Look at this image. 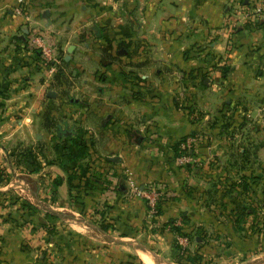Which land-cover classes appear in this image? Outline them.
<instances>
[{
    "label": "crops",
    "instance_id": "obj_1",
    "mask_svg": "<svg viewBox=\"0 0 264 264\" xmlns=\"http://www.w3.org/2000/svg\"><path fill=\"white\" fill-rule=\"evenodd\" d=\"M27 1L29 20L14 14L16 0H0V169L8 174L0 176V200L20 179L15 175L22 174L23 189L30 193L26 199L39 215L65 210L87 216L86 221L59 225L68 249L94 235L108 236L110 243L122 245V256H116L122 264H146L143 252L154 264H180L176 235L168 225L177 221L192 234L187 249L201 255V264H245L255 253L264 256V22L242 14L256 0L124 4L135 8L131 35L137 44L122 49L121 152L113 170L95 174L79 193L75 172L70 170L68 183L70 171L56 159L48 161L57 152L55 144L49 145L57 143L56 119L47 127L45 117L57 116L61 99L31 47L29 28L51 40L48 33L65 24L74 11L71 6L88 0ZM46 8L50 24L42 17ZM233 13L236 20L230 26ZM122 16L125 21L128 15ZM130 57L133 64L126 63ZM128 71L135 73L134 79L127 78ZM50 91L54 96H48ZM189 135L198 137L193 154L199 161L179 166L175 146ZM34 147L41 150L37 174L46 187L41 196L29 187L36 173L27 156L35 153ZM56 176L63 182L49 203ZM129 178L140 187L157 183L166 188L155 221H150L144 200L131 192ZM21 211L0 206V264H33L25 245L44 248L59 238L47 235L42 222L38 227L9 222V216L23 215ZM74 258L69 257L70 263Z\"/></svg>",
    "mask_w": 264,
    "mask_h": 264
},
{
    "label": "rangeland",
    "instance_id": "obj_2",
    "mask_svg": "<svg viewBox=\"0 0 264 264\" xmlns=\"http://www.w3.org/2000/svg\"><path fill=\"white\" fill-rule=\"evenodd\" d=\"M128 2L129 0H88V2L74 3L71 6L74 11L65 18V24H62L56 33L51 32L47 35L51 39L53 37L52 40L55 42L60 58V63L56 64L55 70L48 74H50V83H55L58 96L61 99V104L56 106V108L60 107L59 112L57 110V116L51 115L47 118H49V123L56 119V124H51H54L56 129L53 131L55 132L53 137L56 138L57 143L62 142L64 137L60 138L61 136L72 133L73 140L81 144L73 146V158L68 157V163L64 165L66 170L75 172L76 183L80 180V184L76 185L79 187L77 193L84 190L88 182H92L95 174L99 176L105 174L106 176L109 169L113 170L112 164L116 162L115 158L120 156L122 147V64H124L122 49L132 50L136 48L135 44H137L131 35L135 31V8L129 5L126 7L124 4ZM60 10L66 9L61 6ZM125 13L128 16L125 21H122V15ZM94 25H97L100 30L99 36L95 34ZM124 30L127 32L124 33ZM68 44L76 46L71 53L74 63L72 60L65 61L63 58L67 52V50H63V47L65 48ZM126 60L127 64L134 63L131 57ZM39 62H41L40 59ZM49 66V64L46 65L47 71ZM134 74H128L127 78H133ZM137 79L135 77V80ZM70 97L78 99L79 102H71ZM71 115L75 118L70 119ZM96 116L99 119H96ZM85 118H95V120L92 119L86 123ZM100 119L104 123L100 122ZM57 143L51 140L49 145ZM47 148L49 149V147ZM39 151L41 150L35 148V153L32 154L35 162H39L41 155ZM15 155L16 157L22 156L21 153ZM107 157H109V162L106 161ZM55 159H57V163L62 162L59 150L48 157V161ZM63 160L65 162V159ZM31 167V172L36 174H34L35 177H32L33 182L29 187L32 192L41 196L46 188L45 184H43L42 177L37 174L38 171H32V164ZM103 168H107V170H103ZM71 171L67 173L71 174ZM2 175L1 177L5 178L4 174ZM15 176L22 179L23 175ZM20 179H15L11 184L13 189L10 195L5 200H0V206L20 209L21 212H24L19 216H16L18 213L15 212L14 217L9 216V222L20 227L23 225L38 227V222H42L44 229L46 227L55 229L52 237L56 235L59 237L57 241L49 243L44 248H40L39 245L33 247L25 245V249L28 247L27 251L33 258V264H105L104 258H114L120 260L119 262L122 264V257L118 259L116 257L122 256V245L110 243L111 240L108 236L94 235L93 238L80 240L77 249L74 247L68 249L66 242L60 240L59 225H62L64 221H86L87 216L85 214L71 215L65 213V210L61 211L59 215L53 211L54 214L47 213L44 216L39 215L35 205L28 209L29 201L26 198L30 193L27 189H23L24 184ZM49 190L50 196L47 199L51 203V199L56 195H51V184ZM22 204L27 208L22 207ZM56 222L57 226H55ZM71 250L74 251V254H71ZM71 256H75L73 263L69 261ZM245 264H264V256H258L255 253L251 260Z\"/></svg>",
    "mask_w": 264,
    "mask_h": 264
},
{
    "label": "built area",
    "instance_id": "obj_3",
    "mask_svg": "<svg viewBox=\"0 0 264 264\" xmlns=\"http://www.w3.org/2000/svg\"><path fill=\"white\" fill-rule=\"evenodd\" d=\"M27 2V0H16L13 7L14 14L25 20H29V11L27 10L26 5ZM242 14L245 18L252 19L255 22H264V0L253 1L252 5L243 8ZM236 15V13L231 15L230 26L234 25ZM29 41L33 50L39 55L43 66L49 64L48 72H53L56 64L60 63L55 42L52 39H48L45 35L38 33L37 30L32 27L29 28ZM197 141V136L189 135L180 142L179 155L176 157V162L179 166L198 163L199 160L195 158L193 154V147ZM128 184L133 195L144 200L147 207L148 217L150 221L153 222L158 216L157 208L159 202L163 200L167 194L166 188L162 184L157 183H148L140 187L131 178L128 179ZM177 224L181 225L179 221H177ZM175 239L181 246V252L188 250L189 239L187 236L178 234Z\"/></svg>",
    "mask_w": 264,
    "mask_h": 264
},
{
    "label": "trees",
    "instance_id": "obj_4",
    "mask_svg": "<svg viewBox=\"0 0 264 264\" xmlns=\"http://www.w3.org/2000/svg\"><path fill=\"white\" fill-rule=\"evenodd\" d=\"M45 122L47 124V127H49V125L52 126V124L49 123V118L45 117ZM58 132H61V131L58 130ZM60 138H63L62 142H60V144L59 143L55 144L54 149L56 151H58V150L60 151V153L62 155L61 164L64 166L65 163H68V157L73 158V148H74L73 146H78L81 144H78L73 140L72 133L67 134V135L65 134V136H61ZM62 143H63V145H62ZM179 145L180 144L178 143V145L175 146V150H176L177 155H179V149H180ZM22 156H23V154H22ZM25 156H26V154H25ZM31 156L32 155L29 154L27 156V158L32 159V162H31V164L33 166L32 171H38L40 169V164H39V162H35L36 160H33V158H31ZM63 159H65V162ZM58 163H60V161ZM2 174H4V176L6 178L8 177V174L4 170L0 169V176H3ZM67 179H68V183H71L70 182L71 181L70 174L68 175ZM62 182H63V180L60 176L54 177L52 184H51V193H52L51 195H55L57 193V188L62 184ZM160 202H159V205L157 208L158 214L161 213ZM27 205H28V209L32 208L31 205H29V204H27ZM22 207H26V205L22 204ZM153 221H155V220H153ZM168 225H169V228L172 230V232H174L175 235L181 234V235L187 236L189 239L191 238L192 234L190 232L184 231V228L181 225H174V222H169ZM45 231H46V234L50 236V235H52V233H54L55 229L54 228L48 229L46 227ZM174 250L176 252V257H175L176 262H178L180 264H201L202 263V257L200 254L196 253L193 255V254H190L188 252V250H186L185 252H181V246L177 243L176 239H174Z\"/></svg>",
    "mask_w": 264,
    "mask_h": 264
},
{
    "label": "water",
    "instance_id": "obj_5",
    "mask_svg": "<svg viewBox=\"0 0 264 264\" xmlns=\"http://www.w3.org/2000/svg\"><path fill=\"white\" fill-rule=\"evenodd\" d=\"M42 17L44 19H46L49 22V24H50V21H51L50 20V10L48 8H46V9L43 10ZM93 29L95 30L96 36H99L100 35V30H99L98 26L97 25H94L93 26ZM74 48H75V45L74 44L68 46V48H67V54L64 56V60L65 61H69L70 60V57H71L70 55H71L72 51L74 50ZM48 96H54V92L53 91H50L48 93ZM70 101H74V98L73 97H70Z\"/></svg>",
    "mask_w": 264,
    "mask_h": 264
},
{
    "label": "bare ground",
    "instance_id": "obj_6",
    "mask_svg": "<svg viewBox=\"0 0 264 264\" xmlns=\"http://www.w3.org/2000/svg\"><path fill=\"white\" fill-rule=\"evenodd\" d=\"M141 256H142V258L146 264H154V263H152V261L150 259L151 257L149 258V256L147 254H145L144 252L141 253Z\"/></svg>",
    "mask_w": 264,
    "mask_h": 264
}]
</instances>
